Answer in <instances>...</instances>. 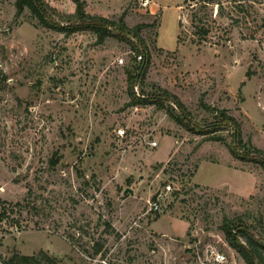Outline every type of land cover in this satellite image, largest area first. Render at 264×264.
I'll return each instance as SVG.
<instances>
[{
  "label": "rangeland",
  "instance_id": "rangeland-1",
  "mask_svg": "<svg viewBox=\"0 0 264 264\" xmlns=\"http://www.w3.org/2000/svg\"><path fill=\"white\" fill-rule=\"evenodd\" d=\"M44 1L77 20L76 0ZM15 2L0 0V264H248L223 221L264 239V0H80L123 18L102 41ZM129 73L187 119L170 101L132 104Z\"/></svg>",
  "mask_w": 264,
  "mask_h": 264
},
{
  "label": "trees",
  "instance_id": "trees-1",
  "mask_svg": "<svg viewBox=\"0 0 264 264\" xmlns=\"http://www.w3.org/2000/svg\"><path fill=\"white\" fill-rule=\"evenodd\" d=\"M76 4H77V9H76L77 20H75V22L71 24H60L55 20H53L51 17H49L46 12L47 2L44 0H16L15 2L16 16L18 17L22 15V13L26 9H29L36 17L39 18V20L43 24H46L50 27L56 28L57 30L63 32L64 31L75 32L83 29H91L95 31L100 41L104 40L107 36L112 35L111 34L112 32L110 30L111 26L116 24H120L121 27L124 26L123 18H121L118 22H114L104 16L90 15L84 10L83 4H81L80 0H76ZM131 31H133L135 35H138L137 29L133 28V30ZM207 32H208L207 29H202L201 30L202 36H205ZM140 43L141 42H135L134 46L142 47L143 50H145L144 62L142 61V63L144 66H146L148 63L147 47L146 45H144V43L143 44ZM141 68L142 65L140 66V69ZM137 77H138V73L137 74L129 73V81L131 82L130 88H131L132 104L154 101L157 102L160 107H164L165 102L170 101L174 103V105L181 112L182 116L185 117L184 115L185 106L183 102L179 99L177 95L169 92L166 89L157 86V91H155L154 93L141 92L139 94H136L133 87L138 83ZM219 113L223 117L222 121H230L233 124L237 125V121L234 120L233 117L227 115L224 110H220ZM183 119H187V118L185 117ZM224 119H229V120H224ZM233 147L236 149V146L233 145ZM234 148H232L233 151ZM235 226L237 227L235 220L228 218L224 219L223 229L227 236V240L229 241L231 246H233L243 256V258L246 260L248 264H264V239L256 238L244 226L242 227L238 226V229H235ZM44 260H46V264H57L56 260L50 258V256H47L46 254H44L41 257L35 255L16 254L10 257L5 262V264H44L43 263Z\"/></svg>",
  "mask_w": 264,
  "mask_h": 264
},
{
  "label": "built area",
  "instance_id": "built-area-1",
  "mask_svg": "<svg viewBox=\"0 0 264 264\" xmlns=\"http://www.w3.org/2000/svg\"><path fill=\"white\" fill-rule=\"evenodd\" d=\"M149 2H150L149 0H142V3H143L144 6H147L149 4ZM139 58L141 59L142 55H139ZM119 60H120V62H123V57H121ZM117 135L119 137H123L125 135V129L119 128ZM148 144L151 147H154L158 143H157L156 140H148ZM171 189H172V184L169 183V184L166 185V189H163L161 191H157L156 194L152 198H149L147 200V202H148V210L147 211L150 212V211L159 210L160 207H161V202L164 199L165 194L167 192H169ZM213 253H214L213 259L215 261L224 262L226 260V256H225L224 253H222V252H213Z\"/></svg>",
  "mask_w": 264,
  "mask_h": 264
},
{
  "label": "crops",
  "instance_id": "crops-1",
  "mask_svg": "<svg viewBox=\"0 0 264 264\" xmlns=\"http://www.w3.org/2000/svg\"><path fill=\"white\" fill-rule=\"evenodd\" d=\"M150 2H149V4H151L152 3V0H149ZM149 4L147 5V7L149 8ZM150 9V8H149ZM152 12H155L154 10H151Z\"/></svg>",
  "mask_w": 264,
  "mask_h": 264
}]
</instances>
